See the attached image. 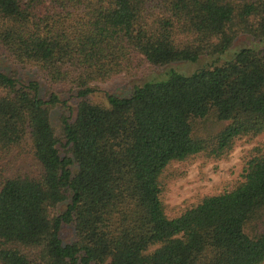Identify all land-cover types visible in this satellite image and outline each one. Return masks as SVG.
<instances>
[{
    "label": "trees",
    "instance_id": "1",
    "mask_svg": "<svg viewBox=\"0 0 264 264\" xmlns=\"http://www.w3.org/2000/svg\"><path fill=\"white\" fill-rule=\"evenodd\" d=\"M240 37L264 41V0H0V264H264L263 147L230 190L164 199L172 165L264 135V47L226 59Z\"/></svg>",
    "mask_w": 264,
    "mask_h": 264
},
{
    "label": "rangeland",
    "instance_id": "2",
    "mask_svg": "<svg viewBox=\"0 0 264 264\" xmlns=\"http://www.w3.org/2000/svg\"><path fill=\"white\" fill-rule=\"evenodd\" d=\"M253 45L256 47H264V41L262 43L254 44L248 37H240L235 41L234 47L229 54L225 55V58H230L232 53L242 47ZM204 63L205 61L196 65L178 63L171 65L170 67H174L176 70L183 73H190L204 65ZM166 70H168V68L150 71V73L146 74L144 77L135 78L128 82L122 79L115 80L109 84L103 85V91L100 96H103L104 92L118 96H127L130 88L134 84H140L153 77H159ZM99 98L100 97L97 95L92 96L93 100H99ZM62 99H67L68 101L65 107H55L50 115L51 124L57 136L60 135L62 118L65 115L68 116L69 113L66 107H72L74 109L73 101L69 99L68 95L63 96ZM256 146L264 148V135H261L250 142H238L231 154L226 159L220 161L204 162L202 159H196L191 162L172 165L171 168H169V171L175 176L168 183L167 191L164 194L168 214L170 216L179 215L186 207L197 203L204 196L217 195L226 190H230L239 180L244 159ZM58 149L60 154L63 155L64 148L58 147ZM28 164L29 162L26 163L24 157H22L17 160L13 168L18 170L28 166ZM68 231L69 230L66 229L63 234L65 241L70 238V233Z\"/></svg>",
    "mask_w": 264,
    "mask_h": 264
}]
</instances>
